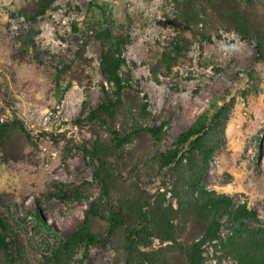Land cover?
<instances>
[{
    "label": "rangeland",
    "instance_id": "1",
    "mask_svg": "<svg viewBox=\"0 0 264 264\" xmlns=\"http://www.w3.org/2000/svg\"><path fill=\"white\" fill-rule=\"evenodd\" d=\"M38 11L39 0H0V264H190L195 246L203 264H264V236H240L226 214L209 235L187 160L164 165L202 112L229 103L226 145L202 184L230 196L232 213L254 210L241 222L250 231L264 228V0H55ZM106 31L124 39L126 60L112 127L90 119L114 91ZM86 219L99 239L88 250L70 239Z\"/></svg>",
    "mask_w": 264,
    "mask_h": 264
},
{
    "label": "trees",
    "instance_id": "2",
    "mask_svg": "<svg viewBox=\"0 0 264 264\" xmlns=\"http://www.w3.org/2000/svg\"><path fill=\"white\" fill-rule=\"evenodd\" d=\"M54 2L55 0H39V11L37 16L45 14ZM27 17L31 20L36 18V16L30 15H27ZM106 33L109 41L116 49V55L110 56L104 54L102 57L101 69L107 81L114 87V91L112 94H108L107 99L99 105L96 110L92 111L90 119L99 120L104 123L110 121L109 125L112 127L117 108L122 102L123 92L126 89V83L124 84L120 74L121 69L126 65V60L122 57L124 39L114 38L110 31H106ZM258 51L260 55L255 58V63L264 59V53L260 44L258 45ZM60 72L61 71H59V73ZM228 104L229 103L218 106L212 103L207 110L202 112L194 123L177 138L176 147L165 154L164 158L166 161L164 165L170 166L181 163L184 159L187 160L189 173L196 181L192 190L205 196L203 202L204 206L211 212V221L208 229L209 235H216L220 231L222 226L220 221L221 215L226 214L232 215L233 220L231 222H240V226L237 227L240 236L257 238L261 235L264 236V228H256L254 231H250V228L244 223H241L244 219H254L256 217V212L254 210L244 206L237 213H232V198L230 196L214 195L202 184L211 159L217 151L221 150L226 145L225 127L230 118V108H232V105L228 106ZM144 111H146V105H144ZM161 130L162 127L145 129V131L151 133L157 141H159ZM113 134L118 146H120L122 140L119 137V133L113 131ZM121 216V212H118L117 219L120 222L122 219ZM140 216V223L142 224V219L145 218V214L141 213ZM0 226L2 230H6V226L1 219ZM5 238V234L0 235V247L7 249L8 244ZM70 239L75 243L85 244L87 250L99 242V239L90 231L88 219L82 223ZM260 248L264 260V241L260 242ZM86 257L85 255L84 259H86ZM82 264H85L84 261ZM190 264H203L197 246L192 249Z\"/></svg>",
    "mask_w": 264,
    "mask_h": 264
}]
</instances>
